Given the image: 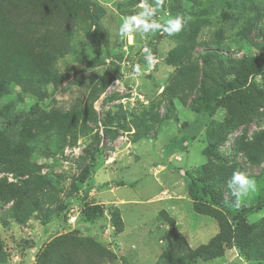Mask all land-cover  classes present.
Instances as JSON below:
<instances>
[{"label": "rangeland", "instance_id": "rangeland-1", "mask_svg": "<svg viewBox=\"0 0 264 264\" xmlns=\"http://www.w3.org/2000/svg\"><path fill=\"white\" fill-rule=\"evenodd\" d=\"M91 1L94 18L82 9L76 22L72 13L55 21L70 37L51 67L56 80L38 98L18 86L0 98L28 125L24 165L0 161V264H264V248L253 254L248 243L246 257L236 243L242 232L264 234V162L243 150L264 145V73L247 75L264 68V0H165L157 22L181 14L191 17L185 29L131 42L119 27L142 0ZM208 49L218 51L210 66L201 59ZM235 75L247 85L215 113L201 111L194 99ZM237 169L258 190L239 208L218 204L232 200L226 181ZM188 175L199 183L196 200ZM94 206L102 213L86 218ZM218 235L231 241L222 255L196 256Z\"/></svg>", "mask_w": 264, "mask_h": 264}, {"label": "trees", "instance_id": "trees-1", "mask_svg": "<svg viewBox=\"0 0 264 264\" xmlns=\"http://www.w3.org/2000/svg\"><path fill=\"white\" fill-rule=\"evenodd\" d=\"M93 7L95 5L91 0H0V98L10 94L14 90V86H18L25 93L38 98L45 87L56 80L51 67L58 56H63L66 53L70 43L66 29L60 27L55 21L65 13H72L71 18L76 22L81 17L84 18L82 9L85 10L84 14H90L91 12H88ZM258 9L261 12V6H254L251 11ZM262 15H264V10ZM91 17L94 18L93 13H91ZM41 22L43 24L39 25ZM217 52L216 49H208L204 54H201V59L210 66L209 58L213 54L216 56ZM239 63L246 64V60L242 59ZM216 68L218 71L212 77V81L218 83L223 73H221L220 65H217ZM261 73H264L263 67L251 65L247 75L254 76ZM101 82L103 81L98 80L97 86H103L104 83ZM246 85L247 82L241 81L240 76L235 75L221 90L211 94H207L205 91V96H197L194 102H201V111L210 115L216 112L224 100L234 97L236 92ZM170 91L174 92L173 89ZM241 105L248 111L253 109L252 105L248 103L242 102ZM15 110V107L10 106L9 103L0 105V161H4L8 165L14 163L23 166L24 162L19 158L27 155L28 149L26 146L21 147L19 142L28 136V125L27 122L21 121L22 117ZM224 141L225 136H220L211 147H217ZM243 148L244 153L247 156L249 154L251 159L255 156L256 160L264 162V145L259 147L256 144H251V146ZM100 151L99 145L87 151V162L82 166L79 179L81 182L89 178ZM188 177L191 179L189 195L196 200L199 183L191 175ZM225 201L228 200L221 197L218 204L225 205ZM254 209L250 207L246 211L249 213ZM102 211L100 206L86 207L84 215L90 219ZM242 233L236 242L241 252L246 257L253 256L246 251L250 248L248 247L249 243L251 248H254L253 254H259L258 249L264 248V234H260L256 240L251 235L246 236L245 232ZM230 243L228 238L218 235L209 244L199 247L195 254L206 260L213 259L222 255Z\"/></svg>", "mask_w": 264, "mask_h": 264}, {"label": "clouds", "instance_id": "clouds-1", "mask_svg": "<svg viewBox=\"0 0 264 264\" xmlns=\"http://www.w3.org/2000/svg\"><path fill=\"white\" fill-rule=\"evenodd\" d=\"M164 4L165 0H153L152 4H146L144 0H142L140 5L141 10L139 12L123 18L119 27L121 39L127 38L129 42H131L133 34H155L157 32H164L169 37H172L182 32L191 17L177 14L164 21L163 24L158 23L156 17L158 12L163 9ZM94 30L95 29H93V31ZM148 65H151L150 60L148 61ZM133 71L136 74H141V66L136 65ZM226 188L232 200L225 201V204L229 207L239 208L246 199L250 198L251 195L258 190V182L246 173L236 170L226 181Z\"/></svg>", "mask_w": 264, "mask_h": 264}, {"label": "built area", "instance_id": "built-area-1", "mask_svg": "<svg viewBox=\"0 0 264 264\" xmlns=\"http://www.w3.org/2000/svg\"><path fill=\"white\" fill-rule=\"evenodd\" d=\"M76 220H77V218H76V216H74V215H72L71 218L69 219V221H70L71 223H75Z\"/></svg>", "mask_w": 264, "mask_h": 264}, {"label": "crops", "instance_id": "crops-1", "mask_svg": "<svg viewBox=\"0 0 264 264\" xmlns=\"http://www.w3.org/2000/svg\"><path fill=\"white\" fill-rule=\"evenodd\" d=\"M164 192H166V193H167V190H166V191H164Z\"/></svg>", "mask_w": 264, "mask_h": 264}]
</instances>
